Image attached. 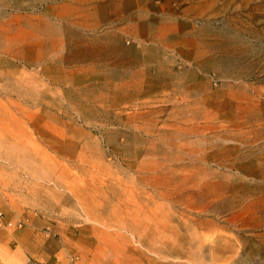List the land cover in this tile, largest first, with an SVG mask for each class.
Masks as SVG:
<instances>
[{"label": "rangeland", "instance_id": "rangeland-1", "mask_svg": "<svg viewBox=\"0 0 264 264\" xmlns=\"http://www.w3.org/2000/svg\"><path fill=\"white\" fill-rule=\"evenodd\" d=\"M94 1L0 0V264H264V0Z\"/></svg>", "mask_w": 264, "mask_h": 264}, {"label": "crops", "instance_id": "crops-1", "mask_svg": "<svg viewBox=\"0 0 264 264\" xmlns=\"http://www.w3.org/2000/svg\"><path fill=\"white\" fill-rule=\"evenodd\" d=\"M95 0L88 8L83 10L81 20L79 22V29L83 32H94L96 28L100 26H105V24H109L111 21V25L108 27V32H113L117 37L122 35H127L131 37V39H136L138 41L137 46H142L145 48L144 44L145 39H143V35H141L142 30H150L152 26H144L141 24V13L139 7V0ZM125 18L126 20L119 21V19ZM101 41V40H100ZM140 41L142 42L140 44ZM102 42H106L103 40ZM153 42V40H152ZM136 47V46H135ZM109 51L104 49L101 51L100 55H107ZM138 52V50H137ZM115 54V53H114ZM117 56V55H115ZM90 73H107V69L92 67L88 69ZM114 74L125 75L127 83H130V77H136L142 73L140 68H121L115 69L112 71ZM2 233H0V237ZM55 264H63L56 260Z\"/></svg>", "mask_w": 264, "mask_h": 264}, {"label": "built area", "instance_id": "built-area-1", "mask_svg": "<svg viewBox=\"0 0 264 264\" xmlns=\"http://www.w3.org/2000/svg\"><path fill=\"white\" fill-rule=\"evenodd\" d=\"M23 224L24 223L22 221H19L18 223L15 224V226L17 228H21ZM3 226L11 227L12 226V223H10V222H4L3 221V218L0 217V227H3Z\"/></svg>", "mask_w": 264, "mask_h": 264}]
</instances>
